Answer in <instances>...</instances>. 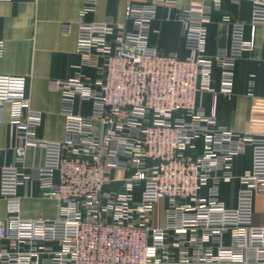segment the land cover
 I'll list each match as a JSON object with an SVG mask.
<instances>
[{"label": "built area", "instance_id": "obj_1", "mask_svg": "<svg viewBox=\"0 0 264 264\" xmlns=\"http://www.w3.org/2000/svg\"><path fill=\"white\" fill-rule=\"evenodd\" d=\"M251 1V39L235 23L230 49L208 58L207 24L220 0H191L188 9L178 8L180 0L128 6L127 15L138 23L132 30L113 17L86 22L97 2L86 0L78 20V68L91 67L96 57L98 79L92 83L78 72L51 82L63 93L62 141L35 136L42 113L30 106L27 77L0 74V109H11L16 158L15 165L0 168L7 212L0 220V264H264V226L255 224L256 199L264 196V134L219 127L215 111L207 115L196 102L198 82L209 78L213 65L222 71L221 92H233L235 63L254 48L256 27L264 23V0ZM155 7L178 9L185 59L146 44L145 25ZM3 49L0 41V57ZM77 99L93 102L90 116L75 112ZM29 147L42 149L44 159L26 170ZM248 147L252 167L239 177L242 188L228 207L220 186L236 179L233 158ZM113 169L131 175L120 190L107 191ZM26 182L59 201L57 219L21 217L19 188ZM204 188L208 194L201 197ZM162 200L168 202L167 224L155 227L152 211Z\"/></svg>", "mask_w": 264, "mask_h": 264}, {"label": "crops", "instance_id": "obj_2", "mask_svg": "<svg viewBox=\"0 0 264 264\" xmlns=\"http://www.w3.org/2000/svg\"><path fill=\"white\" fill-rule=\"evenodd\" d=\"M153 0H97L95 9L85 14L86 22H102L113 17L127 30L137 26L135 19L127 15L128 6L151 7ZM86 7V0H10L0 1V41L4 44L0 57V74L27 77V95L33 110L42 113V124L35 136L46 141H62L65 138V117L62 114L63 93L53 90L52 81H68L78 72L94 83L98 79L94 67L78 66L81 56L77 53L78 20ZM191 0H180L179 7L188 9ZM253 3L251 0H220L219 8L211 13L207 24L204 53L213 58L230 49L231 29L235 23L245 27L247 41L252 36ZM149 8L146 10L148 12ZM150 20L145 25L146 44L162 54H176L181 59L189 56L186 48L184 26L177 17L178 9L167 7L150 8ZM113 38V35L111 36ZM221 68L213 65L208 79L198 82L197 106L210 115L215 111L216 123L236 134H264V23L257 25L255 46L244 52L235 63L234 87L231 94L221 92ZM75 112L90 116L93 102L76 100ZM11 109L5 104L0 109V168L16 164L10 131ZM100 125L95 123V131ZM198 152L202 151V139L197 141ZM44 151L29 147L26 150V170L43 163ZM252 167V152L248 147L232 161V172L236 179L220 186V199L228 207L235 205L238 191L242 188L239 177ZM130 171L113 169L109 173L107 191H118ZM58 180V176H56ZM208 189L200 196L206 197ZM21 217L53 221L59 216L60 203L56 199L44 198L38 184L26 182L19 188ZM141 188L134 198L139 200ZM168 202L160 201L152 211L153 225L165 227ZM255 224L264 226V196L256 199ZM7 215L6 202L0 196V220Z\"/></svg>", "mask_w": 264, "mask_h": 264}]
</instances>
